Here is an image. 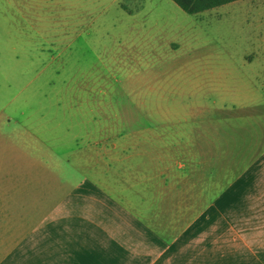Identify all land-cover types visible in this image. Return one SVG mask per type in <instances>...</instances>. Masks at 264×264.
<instances>
[{"label": "rangeland", "instance_id": "rangeland-1", "mask_svg": "<svg viewBox=\"0 0 264 264\" xmlns=\"http://www.w3.org/2000/svg\"><path fill=\"white\" fill-rule=\"evenodd\" d=\"M16 142L61 197L170 156L180 176L242 170L264 152V0H0V169Z\"/></svg>", "mask_w": 264, "mask_h": 264}, {"label": "crops", "instance_id": "crops-1", "mask_svg": "<svg viewBox=\"0 0 264 264\" xmlns=\"http://www.w3.org/2000/svg\"><path fill=\"white\" fill-rule=\"evenodd\" d=\"M19 144L0 169V264H264V152L211 180L171 156L157 175L122 165L61 197L60 172Z\"/></svg>", "mask_w": 264, "mask_h": 264}, {"label": "trees", "instance_id": "trees-1", "mask_svg": "<svg viewBox=\"0 0 264 264\" xmlns=\"http://www.w3.org/2000/svg\"><path fill=\"white\" fill-rule=\"evenodd\" d=\"M188 15H199L240 0H172Z\"/></svg>", "mask_w": 264, "mask_h": 264}]
</instances>
